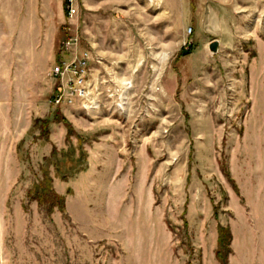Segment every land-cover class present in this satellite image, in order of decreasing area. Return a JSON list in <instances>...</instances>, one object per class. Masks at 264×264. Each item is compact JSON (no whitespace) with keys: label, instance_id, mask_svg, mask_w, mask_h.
I'll return each instance as SVG.
<instances>
[{"label":"rangeland","instance_id":"rangeland-1","mask_svg":"<svg viewBox=\"0 0 264 264\" xmlns=\"http://www.w3.org/2000/svg\"><path fill=\"white\" fill-rule=\"evenodd\" d=\"M67 5L0 0V264H264V0Z\"/></svg>","mask_w":264,"mask_h":264},{"label":"built area","instance_id":"built-area-1","mask_svg":"<svg viewBox=\"0 0 264 264\" xmlns=\"http://www.w3.org/2000/svg\"><path fill=\"white\" fill-rule=\"evenodd\" d=\"M67 14L69 18H73L76 14V10L73 6V0H67ZM72 41L64 43L66 50L71 47ZM89 65V59L84 54L81 59L72 58L69 61L58 63L51 72L49 77L53 80L59 81L60 84L55 89V95L51 100V103L56 106L66 102L72 104L74 99L78 98L81 101L89 102V88L87 84V70Z\"/></svg>","mask_w":264,"mask_h":264},{"label":"trees","instance_id":"trees-1","mask_svg":"<svg viewBox=\"0 0 264 264\" xmlns=\"http://www.w3.org/2000/svg\"><path fill=\"white\" fill-rule=\"evenodd\" d=\"M37 197L38 202H43L42 200H45L43 198ZM45 198V197H44ZM55 202L58 204H62V200L60 197L55 196ZM45 202V201H44ZM231 241V236L229 233H224L222 229L220 230V235L218 238V250L216 252V258L221 262V264H228L227 262V256L231 253L229 249V243ZM224 250L226 251L224 254Z\"/></svg>","mask_w":264,"mask_h":264},{"label":"water","instance_id":"water-1","mask_svg":"<svg viewBox=\"0 0 264 264\" xmlns=\"http://www.w3.org/2000/svg\"><path fill=\"white\" fill-rule=\"evenodd\" d=\"M219 43L217 41L213 42L209 46V50L211 53L216 54L218 52Z\"/></svg>","mask_w":264,"mask_h":264},{"label":"crops","instance_id":"crops-1","mask_svg":"<svg viewBox=\"0 0 264 264\" xmlns=\"http://www.w3.org/2000/svg\"><path fill=\"white\" fill-rule=\"evenodd\" d=\"M21 54H22L21 58L23 59V57H25L26 55H23L24 54V51H21ZM47 76L49 77V73L47 74ZM212 264H218V263L213 259V263Z\"/></svg>","mask_w":264,"mask_h":264}]
</instances>
